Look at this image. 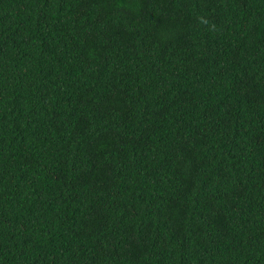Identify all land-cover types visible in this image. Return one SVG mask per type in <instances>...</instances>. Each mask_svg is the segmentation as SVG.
<instances>
[{
	"label": "trees",
	"instance_id": "16d2710c",
	"mask_svg": "<svg viewBox=\"0 0 264 264\" xmlns=\"http://www.w3.org/2000/svg\"><path fill=\"white\" fill-rule=\"evenodd\" d=\"M0 264H264V0H0Z\"/></svg>",
	"mask_w": 264,
	"mask_h": 264
}]
</instances>
